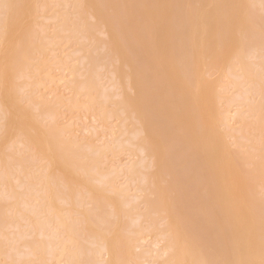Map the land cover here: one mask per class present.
Instances as JSON below:
<instances>
[{
  "label": "bare ground",
  "instance_id": "obj_1",
  "mask_svg": "<svg viewBox=\"0 0 264 264\" xmlns=\"http://www.w3.org/2000/svg\"><path fill=\"white\" fill-rule=\"evenodd\" d=\"M156 257L264 260V0H0V264Z\"/></svg>",
  "mask_w": 264,
  "mask_h": 264
},
{
  "label": "rangeland",
  "instance_id": "obj_2",
  "mask_svg": "<svg viewBox=\"0 0 264 264\" xmlns=\"http://www.w3.org/2000/svg\"><path fill=\"white\" fill-rule=\"evenodd\" d=\"M72 50H73L72 48H71V49L69 48V50L66 49V51H65L64 53H60V52H58V54H60V55H67V54H69L70 52H72ZM67 51H68V52H67ZM225 81H227V80H225ZM106 82L110 83V82L108 81V79L106 80ZM7 86H8V85H7ZM50 89H51V88H50ZM50 89H46L44 92H45V93H50V92H48ZM47 90H48V91H47ZM50 91H51V90H50ZM63 91H64V90H63ZM63 91H61V92H63ZM66 92H67V91H66ZM64 93H65V91H64ZM65 94L68 95V94H69V91H68L67 93H65ZM50 97H52V94L50 95ZM12 104H14V102H12ZM15 113H16V112H15ZM71 115H73V114H70V115H69V113H68V114H67L68 117H67V116H64V117H63V118H64V119H63V123H64V124H66L67 122L69 123V121H70V119H71ZM74 116H76V115H74ZM27 120H28V122L30 121V119H27ZM74 121H75V119H74ZM86 121H87V122H86ZM90 121H91V119H87V120H84V122H86V123L83 122V123H80V124H78V125L84 124V125H86V127H87V126H90V125H91V124L89 123ZM91 122H92V124H94L93 121H91ZM78 125H76L75 130H76V133H77L78 135H80V133L77 132V131L82 130V129L84 128V126L82 127V126H78ZM94 125H96V123H95ZM85 133H86V131H85ZM15 134H16V130H15V129H12V130H11V135L14 136ZM126 154L129 155L130 153H129V152H126V153H124V154L122 153V154L119 156V157H124V156H125L124 159L122 158V161H120L121 159H120L119 157H112V156L109 157V158H110V160H108L109 165H107V166H111V165H114V166H117V165H118V166H121V164H123V162H124V164H127L130 160H137V159H138V156L136 157V156H133L132 154H130L131 156H133V157H131L130 155L127 156ZM126 157H127V158H126ZM128 157H130V158L128 159ZM134 157H135V158H134ZM112 158H113V159H112ZM117 158H118V160H119L121 163H120V162L118 163V162L116 161ZM126 160H128V161H126ZM112 161H113L114 163H113ZM110 162H111V163H110ZM108 163H107V164H108ZM117 163H118V164H117ZM163 163H164V162H159V165L161 166ZM119 164H120V165H119ZM160 168H161V167H160ZM122 177H123V176H122ZM122 177H120L119 181H122V180L124 179V177H123V178H122ZM166 179L169 180V178H166ZM124 180H125V179H124ZM124 180H123V181H124ZM164 180H165V177H162L160 181H161V182H164ZM120 183H121V182H120ZM165 186H166V185H165ZM23 223H24V222H23ZM24 224H25V223H24ZM11 231H12V230H11ZM11 231H10V232H11ZM152 239H153V237H152ZM149 240H150V239H149ZM149 240H148L149 243L147 242L146 244L150 246V244H151L150 241H151V240H150V241H149ZM147 247H148V246H147ZM159 247H160V245H159V246H155V247L153 246V248H152V247H150V248H152V249L156 248L155 251H156V250L158 251ZM157 260H158V258L156 257V258L154 259V263H155ZM155 264H157V263H155Z\"/></svg>",
  "mask_w": 264,
  "mask_h": 264
},
{
  "label": "snow or ice",
  "instance_id": "obj_3",
  "mask_svg": "<svg viewBox=\"0 0 264 264\" xmlns=\"http://www.w3.org/2000/svg\"><path fill=\"white\" fill-rule=\"evenodd\" d=\"M203 264H211V262H203ZM260 264H264V260H261Z\"/></svg>",
  "mask_w": 264,
  "mask_h": 264
}]
</instances>
